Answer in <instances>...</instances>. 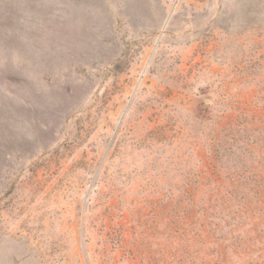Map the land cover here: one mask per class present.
I'll list each match as a JSON object with an SVG mask.
<instances>
[{
	"label": "rangeland",
	"instance_id": "obj_1",
	"mask_svg": "<svg viewBox=\"0 0 264 264\" xmlns=\"http://www.w3.org/2000/svg\"><path fill=\"white\" fill-rule=\"evenodd\" d=\"M0 264H264V0H0Z\"/></svg>",
	"mask_w": 264,
	"mask_h": 264
}]
</instances>
